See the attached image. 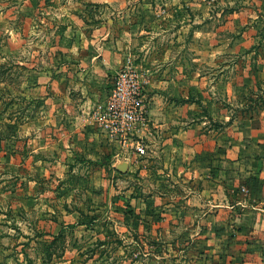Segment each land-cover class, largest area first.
Segmentation results:
<instances>
[{
    "label": "rangeland",
    "instance_id": "374dc122",
    "mask_svg": "<svg viewBox=\"0 0 264 264\" xmlns=\"http://www.w3.org/2000/svg\"><path fill=\"white\" fill-rule=\"evenodd\" d=\"M0 8V264H213L202 172L264 115V0Z\"/></svg>",
    "mask_w": 264,
    "mask_h": 264
},
{
    "label": "crops",
    "instance_id": "0c3cea01",
    "mask_svg": "<svg viewBox=\"0 0 264 264\" xmlns=\"http://www.w3.org/2000/svg\"><path fill=\"white\" fill-rule=\"evenodd\" d=\"M3 11L0 8V20ZM109 54L116 52L111 50ZM107 58L103 56L104 63ZM36 74L38 86L31 88L32 92L47 91L52 77L46 71ZM3 84L0 82V86ZM178 92L171 90L172 95ZM188 92L180 91L186 96ZM206 106L210 109L215 103ZM211 116L220 117L219 112H211ZM195 123L192 127L202 121ZM204 136L191 140L190 149L198 143H204L205 150L211 149ZM214 142L217 155L211 161L212 167L207 165L206 173L202 172L201 192L207 199L213 192L219 200L211 204L215 211L203 217L198 232L200 242L206 246L204 256L213 258V264H264V115L239 119ZM196 176L200 177L199 173ZM228 212L232 215H224Z\"/></svg>",
    "mask_w": 264,
    "mask_h": 264
},
{
    "label": "built area",
    "instance_id": "2783aa9c",
    "mask_svg": "<svg viewBox=\"0 0 264 264\" xmlns=\"http://www.w3.org/2000/svg\"><path fill=\"white\" fill-rule=\"evenodd\" d=\"M138 149H139L141 152H144L143 147L140 146Z\"/></svg>",
    "mask_w": 264,
    "mask_h": 264
}]
</instances>
